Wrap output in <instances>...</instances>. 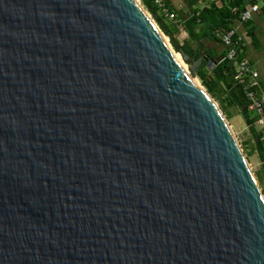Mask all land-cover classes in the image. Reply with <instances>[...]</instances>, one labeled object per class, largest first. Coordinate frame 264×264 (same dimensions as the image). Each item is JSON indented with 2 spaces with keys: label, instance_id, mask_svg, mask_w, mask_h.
<instances>
[{
  "label": "water",
  "instance_id": "1",
  "mask_svg": "<svg viewBox=\"0 0 264 264\" xmlns=\"http://www.w3.org/2000/svg\"><path fill=\"white\" fill-rule=\"evenodd\" d=\"M205 65L135 0H0V264H264Z\"/></svg>",
  "mask_w": 264,
  "mask_h": 264
},
{
  "label": "crops",
  "instance_id": "2",
  "mask_svg": "<svg viewBox=\"0 0 264 264\" xmlns=\"http://www.w3.org/2000/svg\"><path fill=\"white\" fill-rule=\"evenodd\" d=\"M165 5L172 15L175 17V22H169L164 19L163 24L170 26L179 44L182 46L184 43L188 51L196 58L199 51L207 56L214 63H217L224 55L225 48L217 38L215 33H220L215 30L213 24L206 19L203 22H197L193 24L191 31V38L189 39L188 31L185 30V25L188 24L189 19L192 17L193 12L200 13L201 11H208L211 13H217L225 8L231 1L234 0H164ZM242 8L247 9L252 5V0H239ZM181 25V26H180ZM167 28V27H166ZM168 29V28H167ZM232 30L234 36L240 42V45L244 51V56L248 60L250 66L258 74V86L257 91L260 97L263 99L264 110V13L253 16L249 23L244 24L239 21L232 23ZM205 71L210 70L208 66L201 68ZM200 69V70H201ZM245 124V123H244ZM246 129H236L231 127L232 131L240 135L241 147L247 153V156H253L255 165L257 167L258 185L260 189L264 190V175L261 171L262 163L259 161L258 155L254 152L255 141L252 139V135L249 132L247 126ZM254 130L258 132L254 126ZM264 198V197H263Z\"/></svg>",
  "mask_w": 264,
  "mask_h": 264
},
{
  "label": "trees",
  "instance_id": "3",
  "mask_svg": "<svg viewBox=\"0 0 264 264\" xmlns=\"http://www.w3.org/2000/svg\"><path fill=\"white\" fill-rule=\"evenodd\" d=\"M141 4L149 11L152 15H155L159 22H164V17L156 11L153 7L151 0H140ZM254 0H252L253 4ZM245 10L239 3V0L231 1L225 8L217 13H211L208 11L193 12L191 19H189L188 24L185 25V30L188 31L189 39L191 38V31L194 23L203 22L205 19L213 24L215 30L220 33L229 32L232 30V23L238 21L239 14ZM170 12V11H169ZM166 20V19H165ZM250 22V21H249ZM246 22L244 24H247ZM181 26V25H180ZM170 34L174 35L170 26H166ZM215 38L216 33H215ZM217 40H219L217 38ZM232 40L234 47L237 49V56L235 58L236 62L241 61L244 56V51L240 45L238 39L232 35ZM220 41V40H219ZM221 42V41H220ZM222 44V43H221ZM182 49L189 56H194L190 53L184 43ZM227 49H225L223 57L214 63L213 67L205 71L204 69L199 70L197 78L201 85L204 87L209 97L218 105L221 113L224 115L225 119L228 120V111L231 108H235L239 111L245 125L247 126L249 132L252 135V139L255 141L254 152L258 155L259 161L262 163L261 171L264 175V141L259 132L254 130V120L250 118L247 111L248 101L246 99V83L239 84L234 81L233 77L235 75V64L226 58ZM258 92V91H257ZM255 178L258 182V176ZM262 195L264 197V190L261 188Z\"/></svg>",
  "mask_w": 264,
  "mask_h": 264
},
{
  "label": "built area",
  "instance_id": "4",
  "mask_svg": "<svg viewBox=\"0 0 264 264\" xmlns=\"http://www.w3.org/2000/svg\"><path fill=\"white\" fill-rule=\"evenodd\" d=\"M153 7L160 13L167 21L175 22V17L172 15L164 0H151ZM264 13V0H254L253 4L239 14L238 21L241 23L249 22L253 16ZM233 30L224 33H216V37L221 41L223 47L227 49L226 58L233 61L235 64L234 81L239 84L246 83V99L248 101L247 111L251 119L254 120V126L261 134L264 141V110L263 99L257 92L258 74L250 66L248 60L243 58L241 61L236 62L237 49L234 47L232 40Z\"/></svg>",
  "mask_w": 264,
  "mask_h": 264
},
{
  "label": "rangeland",
  "instance_id": "5",
  "mask_svg": "<svg viewBox=\"0 0 264 264\" xmlns=\"http://www.w3.org/2000/svg\"><path fill=\"white\" fill-rule=\"evenodd\" d=\"M138 4H139V6L143 9V11L145 12V14H147V16L152 20V14L149 12V11H147L146 9H145V7L141 4V1L140 0H135ZM159 31L162 33V31L160 30V28H159ZM163 34V33H162ZM163 36L165 37V38H167L164 34H163ZM167 40H168V38H167ZM168 43L170 44V42H169V40H168ZM170 47H171V45H170ZM171 49H172V47H171ZM173 50V49H172ZM174 51V50H173ZM197 83H199V85L204 89V87L201 85V83H200V81L198 80V78H197ZM205 90V89H204ZM206 91V90H205ZM214 102V101H213ZM215 103V102H214ZM215 105H216V107L218 108V110L220 111V109H219V107H218V105L215 103ZM221 112V111H220ZM222 114V113H221ZM222 116L224 117V115L222 114ZM225 118V117H224ZM227 118H228V120H226V122H227V124H228V126H230V128L233 126L234 128H236V129H246V127H245V124H244V121H243V119H242V117L240 116V114H239V111L237 110V109H235V108H231L229 111H228V115H227ZM232 130V129H231ZM232 133H233V135H234V137H235V139H236V141H237V143H238V145H239V147H240V149H241V151H242V153H243V155H244V157H245V159H246V161H247V164L249 165V167H250V169H251V171H252V173H253V175H254V177H255V175H256V173L258 174V171H257V167H256V163H255V160H254V158H253V156H250V154L247 156V153L244 151V150H242V147H241V138H240V135L239 134H236V132H234V131H232ZM259 177V176H258ZM256 179V178H255ZM257 181V180H256ZM258 183V182H257Z\"/></svg>",
  "mask_w": 264,
  "mask_h": 264
},
{
  "label": "bare ground",
  "instance_id": "6",
  "mask_svg": "<svg viewBox=\"0 0 264 264\" xmlns=\"http://www.w3.org/2000/svg\"><path fill=\"white\" fill-rule=\"evenodd\" d=\"M162 38H163V41H164V42L166 43V45L168 46V48L170 49V51H171V53L173 54L174 58H175L179 63H181V65L183 66L185 74L188 75V74H189V72H188V67H187V65H186L185 63L182 62L180 55H179L178 53L174 52V51L171 49L170 44L168 43L167 38H165L164 36H162ZM190 80H191V82H192L193 84H196L198 87H201V86L199 85V83H197V78H196V77L192 76ZM201 88H202V87H201ZM228 127L230 128V126H228ZM230 130H231V128H230ZM231 132H232V130H231Z\"/></svg>",
  "mask_w": 264,
  "mask_h": 264
}]
</instances>
